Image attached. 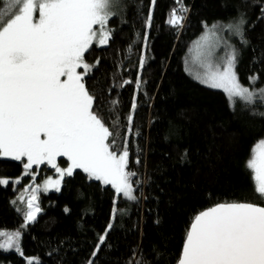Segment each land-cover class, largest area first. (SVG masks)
I'll return each instance as SVG.
<instances>
[{
    "label": "trees",
    "instance_id": "trees-1",
    "mask_svg": "<svg viewBox=\"0 0 264 264\" xmlns=\"http://www.w3.org/2000/svg\"><path fill=\"white\" fill-rule=\"evenodd\" d=\"M183 3L189 11L183 27L177 29L167 23L177 7L175 0H156L154 5L152 0H122L120 15L109 22L113 39L104 47L94 45L85 57L89 64L99 59L86 86L95 93L94 108L108 126L118 119L114 129L118 147L127 134L126 117L135 98L133 133L127 138L129 169L137 173L133 179L140 181L134 193L138 199L117 198L110 185L75 170L64 177L59 192H37L42 211L22 230L25 256L38 257L40 264H87L116 200L115 207L122 212L112 221L94 264H177L186 232L200 211L223 202L264 206L247 166L253 146L264 139V115H260L264 104L237 100L233 106L223 90L201 83L185 70L190 49L204 32L243 15L247 43L235 38L236 72L246 86L252 76L258 77L254 84L264 85V0ZM150 10L152 26L146 29ZM145 32L147 48L143 47ZM142 54L146 63L141 70ZM138 75L140 88L135 84ZM124 80L132 83L121 87ZM113 99L119 104L109 111ZM58 162L61 167L68 165L64 157ZM30 171L35 180L23 175L21 162L0 158V177L21 176L18 184L10 180L7 186L0 185V230L24 225L25 186H31V191L45 177L57 175L47 164L33 165ZM21 195L24 200L18 199ZM0 264L26 261L14 249L0 250Z\"/></svg>",
    "mask_w": 264,
    "mask_h": 264
},
{
    "label": "snow or ice",
    "instance_id": "snow-or-ice-1",
    "mask_svg": "<svg viewBox=\"0 0 264 264\" xmlns=\"http://www.w3.org/2000/svg\"><path fill=\"white\" fill-rule=\"evenodd\" d=\"M156 0H152L154 5ZM167 23L182 28L189 9L183 0H175ZM122 0H0V158H11L23 165V175L31 173L33 165L47 164L55 169L58 178L43 182V191L59 192L64 177H71L81 169L103 185H110L117 198L137 200L134 194L140 181L137 173L129 169L128 134L133 133V118L137 108L133 99L127 134L123 144L117 146L114 129L94 108L95 93L86 86L93 68L99 64L86 61V53L95 45L104 47L113 39L112 18L120 15ZM264 12V8L261 9ZM243 15L226 25H213L196 43V59L204 55V45L215 36L217 27L227 28L244 39ZM152 26L151 10L145 19V28ZM139 35V34H137ZM148 36H143L147 48ZM228 50L218 62L201 61L203 73L195 79L227 94L231 105L237 100L246 105L264 104V88L251 84L258 79L249 77L250 85L242 84L235 71L238 50L224 42ZM129 44L128 52L132 51ZM211 55V53H208ZM146 56L139 58L142 70ZM132 81L124 80L121 87ZM139 75L135 81L140 88ZM118 99L110 101L109 111H115ZM264 115V113H260ZM138 134V133H136ZM58 157H66L68 166L57 164ZM26 160V162H25ZM137 164L140 163L137 157ZM247 166L253 172L255 191L264 199V139L257 142ZM19 179L11 181L18 184ZM9 179L0 178L7 186ZM134 185L136 187H134ZM31 187V186H29ZM32 187L23 210L24 225L15 230H0V250H15L26 264H40L38 257H27L21 246L22 230L37 220L42 211L37 192ZM27 191V189H26ZM24 200V195L18 197ZM15 203V202H13ZM104 234L99 235L87 264L94 258L113 228L118 210L115 207ZM20 211V209H18ZM65 212L69 210L64 209ZM130 264L133 262L130 261ZM135 264H141L136 261ZM177 264H264V206L251 202H223L200 211L186 232L182 252Z\"/></svg>",
    "mask_w": 264,
    "mask_h": 264
},
{
    "label": "rangeland",
    "instance_id": "rangeland-1",
    "mask_svg": "<svg viewBox=\"0 0 264 264\" xmlns=\"http://www.w3.org/2000/svg\"><path fill=\"white\" fill-rule=\"evenodd\" d=\"M208 31L209 30H207L206 32H208ZM206 32H204L203 35ZM215 32H216V35L215 36H211L209 43L207 45H204V49H203L204 55L201 57V60H197L196 59V43L197 42H201V37L203 35H201L193 43V45H192V47L190 49V53L188 55V58L186 59V62H185V70L192 77H195V73H197V72L203 73V71L205 70L202 67L201 61H204V62H212L213 64H215L216 62H218V58L223 57L226 54V51L228 50V48H227V46L224 43L225 41H227V45H231V46H234L235 47V38L238 35L233 34L226 27L224 28V30L215 29ZM208 53H211V55H208ZM235 71H236V69H235ZM252 87H255V88H264V85H256V84H253ZM254 146H253V148H254ZM251 157H252V155H251ZM251 157H250V159H251ZM58 158H57V164L59 166ZM64 158H66V157H64ZM66 167H62V168H66ZM0 178H6V179H9V181L10 180L14 181L16 179H19L20 180L21 179V176H17V177H0ZM48 178L56 179V178H58V174L55 175V176L52 175V176L45 177L40 183H37V184L33 185V187L40 186V191L45 192V191H43V182L46 179H48ZM29 188H30L29 186H25L24 187V190L25 191L27 189L26 193H24L27 197H28V195L31 194V191L29 190ZM49 191H54V189H50ZM49 191H47V192H49ZM123 198L126 199L127 201H132V200H128L125 197H123ZM1 230H5V229H1Z\"/></svg>",
    "mask_w": 264,
    "mask_h": 264
},
{
    "label": "water",
    "instance_id": "water-1",
    "mask_svg": "<svg viewBox=\"0 0 264 264\" xmlns=\"http://www.w3.org/2000/svg\"><path fill=\"white\" fill-rule=\"evenodd\" d=\"M252 203V202H251ZM216 205V204H215ZM260 205V204H259ZM214 206V205H213ZM260 206H263V205H260ZM212 207V206H211ZM209 208V207H208ZM207 209V208H206ZM206 209H204V210H206ZM203 211V210H202ZM190 227V226H189ZM189 229V228H188ZM183 247V246H182ZM182 252V251H181Z\"/></svg>",
    "mask_w": 264,
    "mask_h": 264
}]
</instances>
